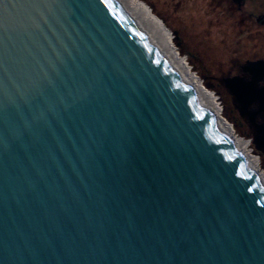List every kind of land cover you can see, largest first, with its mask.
<instances>
[{
	"label": "water",
	"instance_id": "water-1",
	"mask_svg": "<svg viewBox=\"0 0 264 264\" xmlns=\"http://www.w3.org/2000/svg\"><path fill=\"white\" fill-rule=\"evenodd\" d=\"M0 264H264L263 185L117 0H0Z\"/></svg>",
	"mask_w": 264,
	"mask_h": 264
},
{
	"label": "rangeland",
	"instance_id": "rangeland-1",
	"mask_svg": "<svg viewBox=\"0 0 264 264\" xmlns=\"http://www.w3.org/2000/svg\"><path fill=\"white\" fill-rule=\"evenodd\" d=\"M170 30L174 45L214 93L222 116L236 134L252 141L251 130L233 103L224 79L244 75L254 55L264 56V0H141ZM213 75L207 79L204 75ZM210 86V87H208ZM255 105H251L254 109ZM250 133V132H249ZM250 146V144H249ZM260 157V171L264 172Z\"/></svg>",
	"mask_w": 264,
	"mask_h": 264
},
{
	"label": "bare ground",
	"instance_id": "bare-ground-1",
	"mask_svg": "<svg viewBox=\"0 0 264 264\" xmlns=\"http://www.w3.org/2000/svg\"><path fill=\"white\" fill-rule=\"evenodd\" d=\"M117 1L154 47L170 63L171 67L182 78L186 86L197 96L201 105L214 119L224 136L229 139L233 147L242 156L264 187V172L260 171V160L251 151L249 140L236 134L232 124L222 116L216 96L204 86L202 80L190 68L185 56L180 54L174 45L170 30L141 0Z\"/></svg>",
	"mask_w": 264,
	"mask_h": 264
},
{
	"label": "flooded vegetation",
	"instance_id": "flooded-vegetation-1",
	"mask_svg": "<svg viewBox=\"0 0 264 264\" xmlns=\"http://www.w3.org/2000/svg\"><path fill=\"white\" fill-rule=\"evenodd\" d=\"M251 63H262V64H264V56L254 55V59L253 60H250V61L247 60L246 64L242 67V69L244 71V75L240 74L239 77H242V78H245V79H250L252 77L251 72L247 68V66L249 64H251ZM204 76L207 79H215L216 78L215 76H213L211 74H209V75L207 74V75H204ZM257 85H258L259 88L264 90V72H262V73H260L258 75V77H257ZM253 105H255L254 109H257L258 103L254 102ZM243 117L247 121L248 125L251 127L250 128L251 130L249 131L250 133L248 132V135H252L253 136L254 133H255L254 132L255 131L254 125L247 119L246 116H243ZM263 119H264V115L263 114H258L257 117H256V122L257 123H261L263 121ZM257 153L259 155H261V157L263 158V161L261 163L264 164V155L261 152H259V151H257ZM258 158L261 159L260 157H258Z\"/></svg>",
	"mask_w": 264,
	"mask_h": 264
}]
</instances>
